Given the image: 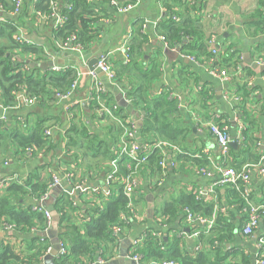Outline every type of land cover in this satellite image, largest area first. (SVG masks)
<instances>
[{"label": "crops", "instance_id": "1", "mask_svg": "<svg viewBox=\"0 0 264 264\" xmlns=\"http://www.w3.org/2000/svg\"><path fill=\"white\" fill-rule=\"evenodd\" d=\"M138 2L137 7L127 15L118 14L104 3H93L96 4L92 14L96 21L93 25L96 37L84 49L81 56L58 49L55 42H52L53 51L48 48L47 38L49 36L43 32L44 28L39 33L28 34V32L23 31L31 44H35L33 38L43 41V45H35L44 47V58L38 60L33 53L23 54L21 52L19 55L17 52L13 54L11 60L23 62L28 67H40L42 71H50L51 62L56 66H66L65 71H73L74 76L77 74V88L70 97L65 99H59L53 95L49 102H35L33 106H27L19 101L18 106L5 113L2 112L3 106L0 103V122L8 128L7 131L18 128L26 132L28 128L34 127L36 122L41 119L45 121V125L48 126L47 129L51 131V137L56 142L54 151L48 154L42 153V155H38L39 157H30L28 160H22L18 156L20 160L16 159V162L6 161L9 171L15 173L13 177L23 180L29 174L37 173L43 177L47 174L50 179L51 176H54L60 181L58 186L61 189L60 194H67L73 205L77 203L81 209H84L89 206V202L99 203L100 200L96 197L100 193L106 199L105 193L108 192L111 195L113 189L121 186L118 178L109 179L111 170L109 162L102 161L99 155H94L95 150L89 149L95 145L90 142L92 140L100 139L103 140V144H110L113 137L111 133L115 134L117 130L116 126L114 130L111 129L112 117L104 118L96 110L94 112L90 109L89 94L92 82H94V79L88 75L90 63L100 53V55L106 56L110 69L120 74L122 72L128 73L127 70L132 58L136 64L143 68H149L151 64L158 66L159 75L152 85L151 94L157 97L164 95L168 100L175 103L176 112L170 115L171 127L187 130V132L182 133L179 144L175 145L180 154L168 151L164 176L161 173L151 174L146 168L139 171L135 191L137 195L136 207L140 213L146 214V218L142 221L132 222L121 230L115 256L117 258L115 259L119 258L122 250L127 254L130 249V242L144 236L147 231L157 229V225L160 224L156 225V220H153L155 210L160 211L180 194H198L207 191L217 178V166L241 165L243 167L246 164L256 162L261 155L264 144L262 133L264 126V71H257L253 68L254 66L264 68L255 64L259 57L264 58V49H259L261 50L259 51L261 52L260 56L255 52L257 47L255 40L264 39V35L257 32L254 40L246 34L248 32L246 25L250 15L259 7L261 0H189L188 5L183 4V0H177L176 13L178 12L179 15H176L175 21L190 19L199 23L205 40L210 35H214L216 36V46L220 52H223V47L227 46L230 54L235 55L233 60L236 61L238 67L234 69H230L228 66L223 67L233 78L227 83L211 77L195 61L190 60L186 55L183 56L179 52L180 46H165V43L160 40L158 28L164 16L161 0H138ZM10 19L7 14L0 13V23L9 22ZM143 24L147 25L144 27ZM124 42H126L128 51L132 47L134 48V54L132 58L128 56V61L119 50L120 45ZM235 51H237L236 54H234ZM197 55V53H193V56L190 57ZM194 58L198 61L196 57ZM245 69L250 70L252 75L246 76ZM95 80L103 87V96L111 105L119 106L118 101L123 102L122 91L125 92L128 88L125 80L124 82L116 80V83L111 82L102 73H98ZM243 84H246L248 88H254V90L246 100L241 101L243 96L237 93L236 89ZM227 91L232 93L233 98L237 95L240 96V100H227L225 98ZM83 103L86 104V107L82 106ZM124 105L129 106L125 103ZM130 109L131 113L128 119L134 128L133 141L139 145H145L147 143L144 142L139 132L143 125L145 113L135 106L128 110ZM217 116L219 118L218 124L226 129L230 138L231 136L236 137V148H232V152L230 150L225 159L219 155L217 145L204 127L205 121L215 120ZM139 122H141L140 128ZM72 127L84 128L87 133H85L87 135L85 138L89 142L84 138L82 139L83 151L81 152L69 145V137H74L70 132ZM122 129L123 132L119 137L117 149L120 146L125 128ZM242 132H246V136L250 138L247 145L241 144V141L237 140V137H241ZM243 147L246 148V151H250L251 156L247 152L241 153ZM114 148L113 146L110 148L113 153L115 152ZM66 151L72 156L78 155L76 159L78 166L73 167L71 165L70 171H66V168L60 162V165L58 163ZM82 153L86 154L85 159L79 158ZM194 159H206L208 166L204 169L212 172L211 178L198 173L199 168L193 161ZM56 162L57 167L48 165L46 171H43L42 166L45 163L55 164ZM68 173L72 176L70 183L64 178V175ZM8 178L7 174L0 173V180L6 181ZM4 189L5 187L0 189V193ZM248 189L255 202L264 200V179L255 173L251 174ZM231 190L234 189L231 187L216 188L220 204L227 208V212L222 215L226 218L227 223L233 225L231 237L225 243V248L227 251L243 252L244 255L249 256L250 264H253L258 251L256 241L260 236H264V224L262 222L250 238L242 239L240 237L239 229L243 213L230 197ZM146 198L151 199L153 205L151 219L148 218L149 207ZM202 198L206 202L211 201L208 197ZM25 203L31 207L35 204L31 198L26 199ZM87 219V215L79 211L74 213L72 222L80 226ZM191 228L184 219L180 224L170 226L164 224L162 231L167 230L169 237L180 238L181 250L194 256L197 241L186 236ZM10 232L14 235L9 236L8 233ZM35 232L36 230H31L28 235L0 229V240L7 241L12 246H18L20 242L17 240H27L30 234ZM96 254L95 260L100 257V251H97ZM82 260L87 262L86 259Z\"/></svg>", "mask_w": 264, "mask_h": 264}, {"label": "trees", "instance_id": "2", "mask_svg": "<svg viewBox=\"0 0 264 264\" xmlns=\"http://www.w3.org/2000/svg\"><path fill=\"white\" fill-rule=\"evenodd\" d=\"M32 1L24 0L21 12L14 19H10L6 23H0V103L5 108L18 106L17 96L19 94L34 98L35 102H49L53 95L57 93L64 95L69 92L70 85L74 80V73L71 70H67L64 73H52L47 70L42 71L40 67L36 66H27V69L24 70L25 64L23 62L12 61L11 57L17 52H19V55L21 52L23 54L33 53L38 60L44 58V47L35 44L19 47L15 44L14 36L17 28H21L28 34L32 32L39 33L44 28L43 32H46L49 36L47 38L48 48L52 51V42L56 40L65 42L71 35L76 36L77 42L84 49L96 37V31L93 29L96 21L92 15L96 4H91L86 0H69L71 9L63 8L68 21L62 30L54 31L48 29L50 22L36 24L35 16L31 14L33 9ZM47 1L40 0L35 8L46 13ZM183 1V4L188 5L189 0ZM161 4L164 8V16L159 24V36L163 37L169 46H180L179 52L183 56L190 57L193 56V53H197L198 55L194 56L197 60L207 59L210 55L207 49V39L205 40L204 38L201 25L190 19L178 22L172 18L173 16L176 18V15H179L178 12L176 13L178 8L177 0H161ZM0 8L5 12L12 10L9 0H0ZM256 10L250 15L246 25L248 29L246 34L251 39L256 37L257 32L264 35L263 0H261ZM2 38L4 39L1 40ZM255 44L257 45L255 52L260 56L261 52L259 51L261 50L259 49H264V39L255 40ZM228 50L227 46L223 47V52L219 50L218 62L222 65V68L228 66L230 69H234L238 67L236 61L233 60L235 55L232 56ZM236 53L237 51L234 54ZM133 54L134 48L132 47L128 51V56L132 58ZM130 60L129 69L131 71L128 69V73L122 72L120 74L117 71H113L116 81L124 82L125 80L128 84L125 93L130 101L129 106H118V109L113 113L111 129L114 130L116 126L115 134L118 133V135L111 133L113 137L110 144H103V140L100 139L92 140L90 142L95 145L89 148L90 150H95L96 153L94 155H99L102 161H108L110 164L116 160L117 172L119 175L124 176L128 173L126 158L119 156L120 149L119 147L117 149L116 146L123 132L122 128L130 126L128 119L131 113V109L128 110L130 107L135 106L145 113L143 125L139 132L147 144L162 141L177 145L182 133L187 132V130L171 127L170 115L176 112L175 103L168 100L164 95L157 97L151 94L152 85L159 75V72H157L158 66L151 64L149 68H143L141 65L136 64L133 58ZM245 72L247 73L246 76L252 75L248 69H245ZM253 90L254 88H248L246 84L236 89L237 93L243 96L241 101L246 100L253 93ZM238 97L240 100V96ZM101 102L104 106L111 105L106 97L102 95L99 100L93 98L90 101L91 111L99 110V103ZM47 127L45 121L39 119L34 127L28 128L26 132L18 128L7 131L8 128L0 122V173L7 174L9 178L15 174L5 166L8 160L16 162V159L20 160L19 157L22 160H28L30 157L37 158L42 153L48 154L54 151L56 142L52 137H47L44 134ZM70 132L74 137H69V145L80 152L83 151L82 139L84 138L89 142L85 138L87 137L85 129L72 127ZM241 137L243 138L241 144L247 145L250 138L246 136V132H242ZM102 144L103 147H101ZM111 146L115 147L114 153L110 149ZM28 151L30 155L27 154ZM246 152L251 156L250 151H246V148L244 149L243 147L241 153ZM85 155L82 153L79 158L85 159ZM77 158V154L72 156L66 151L63 158L58 160V163L60 162L66 168V171H70L71 165L73 167L78 166ZM161 159L160 152L153 150L146 155V163L141 168H146L151 174L161 173V168L159 167ZM193 161H195L199 169H204L208 166L206 159H194ZM48 165L58 166L57 162L55 164L45 163L42 166L43 171H46ZM231 168L239 171L242 166L233 165ZM50 183L51 179L47 174L44 177L39 173L29 174L25 179H21L20 183L11 181L0 193V229L10 226L14 229L13 231L21 234H28L32 229L36 230L35 233L30 234L27 240H17L20 242L18 246H12L7 241L0 240V264H41L44 261L48 250L52 247L50 239L45 237L42 232L45 227V218L42 213L33 211L32 207L25 202L28 198L40 199L43 197L48 192ZM230 197L236 202L238 208L246 206L237 191L231 190ZM96 198L100 200L99 203L89 202V206L84 209H81L77 203L73 205L70 197L65 193H61L55 198L53 208L59 216L57 237L65 248V254H57L46 264H93L97 251H100V258L106 261H111L116 256L118 242L112 236L111 228L113 225L119 224V214L125 209L127 199L123 195L122 186L113 189L112 194L106 199L101 193ZM251 201L256 203L252 197ZM213 209L214 204L211 201L206 202L195 193H183L173 198L160 211L155 210L153 220H156V225L158 223L160 225H157L155 230L145 232L143 241L137 246L135 254L140 256V262L173 261L177 264H250L249 256L244 255L243 252L226 250L225 243L231 237L233 225L227 223L226 218L221 213H217L215 226L211 229L209 235L207 237L200 236L198 239L197 242H201L204 247L194 256L181 250L180 238L169 237L167 230L165 232L164 230L162 231L164 224L170 226L182 223L186 217V211L195 215L210 217ZM79 211L86 214L88 218L80 226L72 222L74 213ZM153 231L155 234H159L161 239L155 237V235L152 236L151 233ZM82 259H86L87 262Z\"/></svg>", "mask_w": 264, "mask_h": 264}, {"label": "built area", "instance_id": "3", "mask_svg": "<svg viewBox=\"0 0 264 264\" xmlns=\"http://www.w3.org/2000/svg\"><path fill=\"white\" fill-rule=\"evenodd\" d=\"M24 0H9L12 10L9 12H5L2 8H0V13L7 14L11 19H14L22 10ZM40 0H33L32 1V11L31 14H34L36 19V24L41 23H48L50 30L60 31L62 30L67 21L68 17L63 11L64 9H71V3L69 0H48L47 1V12H43L40 9L35 8L36 4L39 3ZM89 3H104L112 10L117 12L120 15H127L130 11H132L138 5V0H86ZM193 1V0H191ZM233 1H242V0H233ZM46 3V2H45ZM44 3V4H45ZM175 19V17H172ZM147 24H143L145 27ZM16 34L14 36V41L17 46H23L27 44H31L29 40H27L23 30L21 28L16 29ZM160 40L165 43L163 37H160ZM58 49L67 51L69 53H74L79 56L83 54L84 48L83 46L77 42L76 36L71 35L65 42L56 40L54 41ZM207 49L209 53V57L207 59H201L200 61H196L194 57H187L192 61H195L197 65L202 68L207 74L211 77L221 80L224 83L230 82L232 75L229 74L222 65L218 62V55L219 49L216 46V36L210 35L207 38ZM119 50L123 53L124 58L128 61V49L126 47V42L120 45ZM109 55V53H108ZM52 59V57H51ZM256 65H260L264 67V58L257 59L255 61ZM66 66H56L54 63L51 62L50 65V72L52 73H63L66 70ZM27 69V65L24 66V70ZM98 73H102L107 76V79L111 82H115V76L113 71L110 69L107 61L106 56L102 54L98 59L95 67L93 69L88 70V75L94 79L91 85V92L89 94V101H92L93 98L99 100V98L103 95V87L99 82H97L96 76ZM78 84V77L77 74L74 76V80L70 85V90L64 95L56 94L59 99H65L70 97L75 89L77 88ZM225 98L227 100L236 99L239 100L238 96H232V93L227 91L225 93ZM17 100L24 103L27 106H33L35 103L34 98H28L23 94H20L17 97ZM122 101L126 104H130V101L126 97V93L122 91ZM102 103V102H101ZM100 105L99 110L97 112L101 116H110L113 117V113L118 109L117 105H110L104 106L103 103ZM11 108H2V112L5 113ZM218 116L215 120L205 121L204 127L208 130L209 134L211 135L212 139L214 140L215 144L218 147L219 155L225 159L228 154L230 153L231 147L230 144L232 143V139L227 134L226 129L222 128L219 124ZM125 128V127H124ZM262 133L264 136V126L262 128ZM45 136L51 137V131L46 129L44 132ZM134 135V128L133 126H129L125 128L124 133L122 135L120 141V153L119 156H124L126 158V169L128 173L125 176H119L116 167V160L110 163L111 172L109 175V179L118 178V181L121 183L123 195L127 199L126 207L121 213L119 214V224L113 225L111 228L112 236L117 240L119 238V234L121 230L127 227L129 224L135 221H142L146 218V214H142L137 210L136 207V187H137V175L139 171L142 169L143 165L146 163V155L150 154L153 150H158L161 154V161L159 163V167L161 168V175L164 176L165 168L167 165V154L168 151H174L176 154H180L179 149L177 146L172 145L167 142L157 141L153 142L152 144H143L139 145L138 143L133 141ZM238 141L243 142L242 137H237ZM236 142V141H235ZM30 155L29 151L27 152ZM173 166V164H170ZM6 166V164H5ZM198 173L204 175L205 177L211 178L212 172L206 169H198ZM255 173L262 179H264V144L262 145V152L259 156L258 160L251 164L244 165L239 171L231 168V167H216V180L210 185L209 189L205 192H199L196 195L198 197H208L211 202L214 204V209L210 217H205L202 215H195L190 212L185 213V221L187 222L189 227H192L191 230L186 234L189 239L196 240L200 238V236L207 237L211 231V229L215 226L216 215L217 213L225 214L227 212V208L224 205H221L220 202L218 203V197L216 194V188L222 187H231L235 191H237L241 197V199L245 202V207H239L241 212L243 213V219L240 225L239 234L242 239L250 238L253 233L259 228L260 224L263 222L264 224V200L260 202H252L251 201V192L248 189L251 174ZM71 174H65V180L70 183ZM11 181H16L20 183L21 179H17L15 177H10L6 181L0 180V189L6 187ZM60 185V181L51 176V183L49 184L48 192L41 197L40 199H33L34 206L32 210L35 212L42 213L45 218V227L43 229V233H46L51 224V215L44 207L43 203L47 199L49 192L52 188L58 187ZM105 197H109L110 193H105ZM238 207V206H237ZM2 230L4 231H13L14 229L10 226L4 227ZM35 231V229H32ZM151 235H155V237L161 239L159 234H155L153 231ZM143 237L135 239L134 241L130 242V249L126 254L125 259L128 261H132L135 264H177L173 261H161V262H154L150 261L147 263L140 262V256L135 254V250L137 246L143 241ZM257 245V253L255 262L253 264H264V236H260L256 241ZM59 255L65 254V248L61 242H59ZM203 244L201 242H196L195 251L199 253L203 249ZM50 249L48 250V252ZM117 257H114L115 259ZM112 259V260H113ZM109 261H106L100 257H98L93 264H105Z\"/></svg>", "mask_w": 264, "mask_h": 264}, {"label": "water", "instance_id": "4", "mask_svg": "<svg viewBox=\"0 0 264 264\" xmlns=\"http://www.w3.org/2000/svg\"><path fill=\"white\" fill-rule=\"evenodd\" d=\"M29 39H30V37H29ZM32 40L34 41L35 44L43 45V41L42 40H39L37 38H33ZM100 56H101L100 53L97 54L96 59H94V61L92 63H90V65H89L90 68L89 69H93L95 67V65L97 63V59ZM253 68H254V70H257V71H264V68H260V67H257V66H254ZM118 105L122 106V105H124V102L118 101ZM82 106L86 107V104L83 103ZM142 114H144V113H142ZM138 126L140 128L141 122H139ZM231 139H232V143L230 144V147L234 149V148H236V142H235L236 141V137L231 136ZM60 191H61V189L59 187L52 188V190L49 192V195H48L47 199L43 203L44 207H46V210L51 215L50 227H49V229L47 230L46 233H43V235L50 239L52 247H51L50 251L48 252V254L45 256L44 261L41 264H46V262L51 260L53 257L57 256V254L59 252V249H60V247H59V242L60 241H59V239L57 237L59 216L57 215V213L55 212V210L53 208V202H54L55 198L60 194ZM146 199L148 201V207H149V209L147 211L148 212V218L151 219V209H152L153 205H152L151 199H148V198H146ZM8 235L9 236H13L14 234L10 232V233H8ZM125 257H126V252H124L122 250L121 251V255L119 256L118 259H113V260H111V261H109V262H107L105 264H135L132 261L126 260Z\"/></svg>", "mask_w": 264, "mask_h": 264}]
</instances>
